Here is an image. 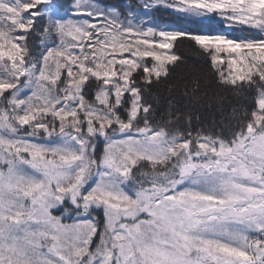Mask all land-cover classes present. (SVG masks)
<instances>
[{"label": "snow or ice", "instance_id": "obj_1", "mask_svg": "<svg viewBox=\"0 0 264 264\" xmlns=\"http://www.w3.org/2000/svg\"><path fill=\"white\" fill-rule=\"evenodd\" d=\"M0 264H264V0H0Z\"/></svg>", "mask_w": 264, "mask_h": 264}, {"label": "trees", "instance_id": "obj_2", "mask_svg": "<svg viewBox=\"0 0 264 264\" xmlns=\"http://www.w3.org/2000/svg\"><path fill=\"white\" fill-rule=\"evenodd\" d=\"M164 22H168V17H164ZM180 53L185 57L186 63L183 65H180L177 67L175 70V74L177 76H184L188 75L189 73H194L196 69L200 68L202 66V61L195 55V53L191 50L190 46L188 45H182L180 48ZM169 97L168 95L161 90L160 93V109L159 111L163 112L164 109L167 107V101ZM228 99L232 103H250V99L248 101L240 100L237 101L234 96H229ZM185 101L180 100V107L184 109ZM189 107L193 109V112H200L202 115H207V110L206 109H201L199 105H194V104H189ZM227 107V103H226Z\"/></svg>", "mask_w": 264, "mask_h": 264}]
</instances>
